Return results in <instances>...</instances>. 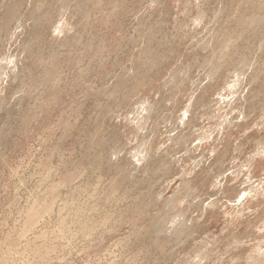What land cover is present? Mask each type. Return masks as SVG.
Returning a JSON list of instances; mask_svg holds the SVG:
<instances>
[{"label": "rangeland", "instance_id": "1", "mask_svg": "<svg viewBox=\"0 0 264 264\" xmlns=\"http://www.w3.org/2000/svg\"><path fill=\"white\" fill-rule=\"evenodd\" d=\"M0 264H264V0H0Z\"/></svg>", "mask_w": 264, "mask_h": 264}]
</instances>
